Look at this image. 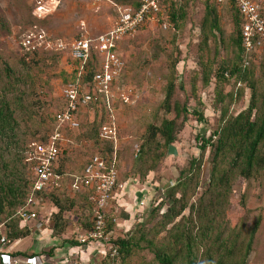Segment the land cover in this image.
Segmentation results:
<instances>
[{
	"label": "rangeland",
	"instance_id": "374dc122",
	"mask_svg": "<svg viewBox=\"0 0 264 264\" xmlns=\"http://www.w3.org/2000/svg\"><path fill=\"white\" fill-rule=\"evenodd\" d=\"M135 1L45 0L46 4L41 7L37 6L36 0H0V101L10 103L17 120L13 132L0 136V174L9 177L5 179L14 178L13 181L20 185V192H25L24 188H28L32 179L28 146L34 139L46 138L54 128L55 113L61 109L64 101L65 84L74 76L76 63L70 57L72 42L83 35L96 36L111 29L118 7H126ZM257 1L264 14V0ZM184 3L181 5H184L182 8L186 16L177 25L169 21L165 10L148 20L135 36L124 40L121 45L120 54L125 61L123 80L138 91L139 98L132 105L117 104L114 111L119 138L115 149L118 151V170L121 178L129 183L128 189L131 191L123 195L124 208L118 203L111 206L114 238L128 237L141 224L153 227L159 223L171 203L166 193L179 182L189 184L185 187L189 194V205H198L201 197L207 203L211 147L202 156L200 136L208 137L219 126L223 108H227L229 116H236L250 104L252 90L249 85L230 76V80L220 87L223 101L218 102L215 94L214 75L217 67L220 64L230 66L234 62L239 65L243 63L237 56L238 50L233 42L236 38L234 11L230 6L216 5L222 28V34L218 36L222 40L219 39L216 50L215 37L208 30L206 37L202 29L205 15L203 2L195 0ZM30 28L43 30L49 44L42 45L34 59L30 57L31 50L22 45L23 35ZM204 38L208 44H204ZM174 61H177L175 70L172 67ZM247 69L254 72L256 88L261 93L264 89V53L252 55ZM205 70L211 72L209 84L204 82ZM176 76L173 102L177 101L180 107L185 103L188 107L187 121L174 143L178 154L169 155L167 150L163 158L158 159L160 150L156 155L152 153L147 156V164H152L154 171L135 179L139 174L138 169L144 170L146 167H138V149L151 132L149 127H158L163 119L175 117V112H168L162 104L167 84ZM94 109L88 108L81 113L78 129L64 130L69 140L64 143L61 167L64 174L63 191L59 193L73 202H62L66 210L61 214L60 228L54 227L58 209L51 197L44 195L37 206L38 217L27 222L19 221V229L27 231V235L16 241L8 240L3 250L0 247V264L5 256L14 257L17 254L39 256L46 264H159L148 248L137 247L124 262L121 257L116 260L103 257L99 253L101 248L96 244L72 248L77 235L85 229L84 224H91L94 216L89 195L73 192L69 188L89 158L102 151L99 128L91 123ZM195 110L202 114L203 120ZM155 141L163 144L159 134ZM160 149L162 152L163 148ZM194 159L202 161L200 177L181 178L182 174L186 176L189 173V164ZM135 169L138 174H135ZM140 190H143L142 194ZM179 196L180 193L177 194ZM141 199L143 206L139 203ZM150 202L156 207L164 204L154 219L148 209ZM16 209L8 207L0 215V225L6 226L8 233L14 220H19ZM221 210L222 216L217 218L220 227L212 229L206 240L200 239L194 246L192 256L197 264H207L209 253L216 259L223 254L230 256L226 253L227 245H220L221 239L228 238L232 239L230 248L235 242L238 243L233 252L237 255L234 259L240 261L259 215L262 216L261 225L246 264H264V169L249 179L238 178L232 186L228 203ZM188 215L189 209L184 212L182 224L187 225L192 237L202 238L204 222H189L186 218ZM169 228L157 233L160 228L156 227L147 232L148 238L159 245L167 244L173 234L172 231L169 233ZM218 230L222 232L218 234ZM219 235L221 239H217ZM180 243L177 246L180 247ZM172 245L168 246L172 248ZM177 246L173 245L175 248ZM23 258L20 259L24 262L21 264H28L30 257ZM182 260L189 264L188 257L182 256Z\"/></svg>",
	"mask_w": 264,
	"mask_h": 264
},
{
	"label": "trees",
	"instance_id": "16d2710c",
	"mask_svg": "<svg viewBox=\"0 0 264 264\" xmlns=\"http://www.w3.org/2000/svg\"><path fill=\"white\" fill-rule=\"evenodd\" d=\"M195 0H186L185 2H193ZM199 1V0H198ZM205 5V15L202 22V29L204 30V35L207 37V30L215 37L216 41V50L219 47V39L222 40V37H218L219 34H222V28L220 24V19L218 11L216 8L215 2L213 0H200ZM139 0L132 2L128 6H138ZM185 4L176 3L171 4L167 8L168 19L172 21L175 25L179 20L184 19L186 16L185 9L182 7ZM230 8L234 11L233 15V24L236 31V38L233 40L235 46L238 50V58L242 60V64L234 62L232 65L220 64L215 70V94L217 101H223L222 91L220 87L224 82L229 81V76L236 78L238 82H246L250 89L252 90V96L249 106L238 113L236 116H229L227 108L222 109V116L218 120V127L213 130V132L206 137L201 135V152L202 156L206 153L209 147H211L210 155V184L208 187V201L205 203L204 197L199 198V204L195 203L189 205L188 192L185 187L189 185L188 183H178L166 193V198H169L171 203L168 205L166 211L163 213L162 219L159 223H156L153 227H147L145 224L136 226V229L127 237L115 238L112 239V243L119 250V257L122 261L128 260L134 253L137 247L148 248L153 254L154 259L157 260L159 264H187L183 262V257H188L189 264H197V261L192 256L194 246L200 239L206 240L208 232L214 228H219L217 224V218L222 216V206L228 203L230 194L232 192V186L234 182L243 177L245 179L251 178L256 173H259L264 169V89L263 91L258 92L256 88V80H254V72L251 69H247L248 65L245 64V53L242 45V36H241V27L243 19L238 12L237 8L233 5ZM207 27V29H206ZM218 33V34H217ZM204 44H208V40L204 38ZM38 50L31 51L30 57L35 58ZM217 52V51H216ZM254 55V54H253ZM24 61H26L24 59ZM177 61L172 63V67L176 69ZM230 73V74H229ZM226 74H229L227 76ZM124 75V73H123ZM204 82L209 84L211 81V72L205 70L203 72ZM176 80L177 76L172 77L167 84L166 88V97L162 104L164 109L168 112H175V117L172 119H163L161 125L150 126L151 132L148 134L147 139L139 147V164L141 166H146L144 170L135 169V178H141L142 175L145 177L150 172L154 171V166L152 164H147V156L156 155L157 151L160 150V153L157 154L158 159H162L166 151L168 150L169 145L174 144L177 140V135L183 129L188 113V107L185 103L180 105L177 101L173 102V96L176 90ZM124 81V80H123ZM125 83V82H124ZM195 87V84H194ZM241 95V91L239 92ZM88 108H95L94 110V119L92 120V126L98 127L100 130L101 124L104 122V115L107 112L105 105L102 102L98 104H93L90 106H83L82 112ZM200 117V120H203V116L200 112L195 110ZM15 111L11 107L10 103L6 100L0 101V136H7L9 133L13 132L15 126L17 125V120L15 118ZM161 135L163 138V144L159 141H155L157 135ZM97 135V132H96ZM99 136V133H98ZM100 144L102 145V153L105 157L113 156L114 154V143L111 141H102L100 136L98 137ZM40 139V138H39ZM45 140V138H41ZM163 148L162 152L161 149ZM64 152V151H63ZM118 153V151H116ZM153 153V154H152ZM63 157V154H62ZM60 158L57 162V172L61 175L63 174L62 170V161L63 158ZM201 159L193 160L189 164V173L186 176L181 175V178H199L201 173ZM138 172V173H137ZM9 177H2L0 174V215L6 211L8 207H17L16 210H19L27 201L28 194L30 191V184L28 188H24L25 192H20V185L13 181L14 178L5 179ZM198 180V179H197ZM197 185L199 184L198 181ZM128 183L126 182V185ZM180 193V196L177 197V194ZM210 193V194H209ZM49 195L53 202L55 203L58 212L56 214V221L54 227L60 228L59 220H61V214L66 210V207L62 204L63 201H70L64 194H61L57 191H52ZM244 198V197H243ZM90 199V198H89ZM91 202V200H90ZM73 205V204H72ZM163 203H160L156 206L148 204V209L153 215V219L158 216ZM244 207V206H243ZM189 209V215L186 217L189 222H204V227L202 230V238L198 236L192 237L190 229L187 225L182 224L183 219L185 218L184 212ZM9 212V211H8ZM18 212V211H17ZM10 213V212H9ZM18 217V216H17ZM19 219V218H18ZM21 220H14L13 226H11L10 232L8 234L9 241H16L27 235V231L19 229L18 224ZM262 216L259 215L252 227L251 235L249 241L246 245L245 252L241 260L237 261L234 259L237 255L233 252L238 243L235 242L232 244V239H221L219 235L220 245L225 243L227 245V252L230 256L223 254L221 257L218 256L216 259L211 253L207 257V264H246L247 258L249 257L252 250V243L255 238V234L259 230L261 225ZM172 225L169 228V225ZM156 227H159L157 233H160L163 230L169 228L170 240L167 244L162 243V245L156 244L151 238H148L147 232H151ZM187 227V228H186ZM85 229H90L91 224L85 223ZM110 228L112 225L110 224ZM185 228V229H184ZM236 229V227H233ZM243 228V226H242ZM214 229V230H216ZM221 230H218L217 233H221ZM180 243V247L177 244ZM177 248L173 247V245ZM74 246H79L78 242H73ZM145 247H144V246ZM168 245H172V248ZM182 245L184 247H182ZM215 246V245H213ZM218 250L219 246H215ZM230 248V250H229ZM185 252V255L183 254ZM22 255L23 257L33 258L34 255H25L17 254L15 256ZM183 262V263H182Z\"/></svg>",
	"mask_w": 264,
	"mask_h": 264
},
{
	"label": "built area",
	"instance_id": "2783aa9c",
	"mask_svg": "<svg viewBox=\"0 0 264 264\" xmlns=\"http://www.w3.org/2000/svg\"><path fill=\"white\" fill-rule=\"evenodd\" d=\"M186 0H139L138 6H119L114 26L96 36L83 35L75 39L70 46V57L76 67L74 76L67 81L63 90L62 107L55 113V126L45 140L34 139L28 146V163L32 170L30 191L24 206L17 216L21 222L35 220L43 196L52 191H63L64 175L57 172V162L62 157L64 143L69 139L65 128L76 130L81 125L83 106L100 102L107 112L101 124L99 136L102 141L114 143L118 147V124L115 106L135 104L138 91L123 81L125 61L120 54L124 40L135 36L145 23L167 10L171 4ZM219 6L233 5L240 13L242 45L245 64L249 65L255 53H264V14L257 0H213ZM37 6L43 7L45 0H36ZM48 44L43 30L30 28L22 38V45L31 50H38ZM49 45V44H48ZM229 76V74H226ZM139 151V149H138ZM116 151L113 156L105 157L98 152L87 161L83 171L74 177L69 185L73 192L89 195L94 209L90 229H83L76 241L80 246L98 245L105 258L116 260L118 248L112 243L115 239L110 224L111 206L115 196L126 188V181L118 170ZM142 202V201H141ZM142 204V203H141ZM144 204V201H143ZM143 206V205H142ZM7 227L0 225V247L5 248L9 240ZM20 256H5L2 264H21ZM28 264H46L39 256L29 258ZM71 264V263H70ZM77 264V263H73Z\"/></svg>",
	"mask_w": 264,
	"mask_h": 264
},
{
	"label": "crops",
	"instance_id": "0c3cea01",
	"mask_svg": "<svg viewBox=\"0 0 264 264\" xmlns=\"http://www.w3.org/2000/svg\"><path fill=\"white\" fill-rule=\"evenodd\" d=\"M136 179V178H135ZM128 186H129V183L126 185V188H125V190H123V191H121L120 193H118L116 196H115V199H114V201H113V204L115 203H118V205L119 206H122V208H124V205H125V202H124V200H125V197H123V195H126L127 193H128V191H130L129 189H128ZM132 190V189H131ZM141 191H143V190H140V192ZM147 191V190H146ZM131 192V191H130ZM139 192V193H140ZM141 194H142V192H141ZM144 197L143 198H145V195H143ZM142 201V202H141ZM141 201L139 202L140 203V205L142 206V205H144L143 204V199H141ZM139 203H137V205H139ZM142 203V204H141ZM77 242V241H76ZM74 246V245H73ZM76 247H81L80 245L79 246H76ZM83 247V246H82ZM72 248H75V246L74 247H72ZM99 253L101 254V252L99 251ZM22 259H25V258H23L22 257ZM46 261L48 260V259H45ZM50 260V259H49ZM22 263H24L23 261H22Z\"/></svg>",
	"mask_w": 264,
	"mask_h": 264
},
{
	"label": "water",
	"instance_id": "95a60500",
	"mask_svg": "<svg viewBox=\"0 0 264 264\" xmlns=\"http://www.w3.org/2000/svg\"><path fill=\"white\" fill-rule=\"evenodd\" d=\"M167 153L169 155L170 154L177 155L178 154V149H177L176 145H174V144L169 145Z\"/></svg>",
	"mask_w": 264,
	"mask_h": 264
}]
</instances>
